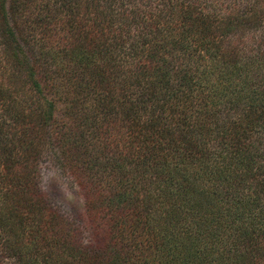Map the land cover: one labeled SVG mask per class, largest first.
Listing matches in <instances>:
<instances>
[{"label": "trees", "instance_id": "16d2710c", "mask_svg": "<svg viewBox=\"0 0 264 264\" xmlns=\"http://www.w3.org/2000/svg\"><path fill=\"white\" fill-rule=\"evenodd\" d=\"M0 264H264V0H0Z\"/></svg>", "mask_w": 264, "mask_h": 264}, {"label": "rangeland", "instance_id": "374dc122", "mask_svg": "<svg viewBox=\"0 0 264 264\" xmlns=\"http://www.w3.org/2000/svg\"><path fill=\"white\" fill-rule=\"evenodd\" d=\"M40 190L49 207L79 229L82 242L93 238L83 214V194L70 176L62 174L51 162L41 166Z\"/></svg>", "mask_w": 264, "mask_h": 264}]
</instances>
